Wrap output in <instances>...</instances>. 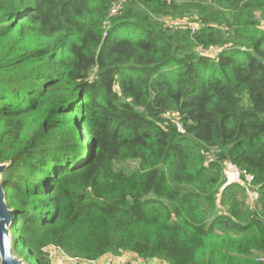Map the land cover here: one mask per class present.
I'll list each match as a JSON object with an SVG mask.
<instances>
[{
    "label": "trees",
    "instance_id": "trees-1",
    "mask_svg": "<svg viewBox=\"0 0 264 264\" xmlns=\"http://www.w3.org/2000/svg\"><path fill=\"white\" fill-rule=\"evenodd\" d=\"M261 22L264 0H0L13 255L264 264Z\"/></svg>",
    "mask_w": 264,
    "mask_h": 264
},
{
    "label": "water",
    "instance_id": "water-1",
    "mask_svg": "<svg viewBox=\"0 0 264 264\" xmlns=\"http://www.w3.org/2000/svg\"><path fill=\"white\" fill-rule=\"evenodd\" d=\"M9 164H0V264H26L13 255L12 236L10 228L13 225V211L6 205V195L3 190V174Z\"/></svg>",
    "mask_w": 264,
    "mask_h": 264
},
{
    "label": "built area",
    "instance_id": "built-area-1",
    "mask_svg": "<svg viewBox=\"0 0 264 264\" xmlns=\"http://www.w3.org/2000/svg\"><path fill=\"white\" fill-rule=\"evenodd\" d=\"M188 25L187 22H183L182 25L180 24H176V21H165V26L168 28H177V27H181V26H185ZM194 25H192V31H194ZM178 131L179 132H183L182 128L180 126H178ZM227 167L229 168V171H231L232 175L236 178L237 182L241 185V186H245L244 181L241 180V177L245 174V172H242L238 169L233 168L231 165L227 164ZM47 253H48V257L51 260V264H68L67 262H70L71 260L74 261H80L83 263H88V264H123V263H118V262H111L109 259L104 260L102 262H99V260L105 258H101L97 261H82L79 259H75V258H71L68 257L67 255H65L60 249L55 248V247H49L46 249ZM150 264H161L158 260L156 259H152L149 261Z\"/></svg>",
    "mask_w": 264,
    "mask_h": 264
},
{
    "label": "rangeland",
    "instance_id": "rangeland-1",
    "mask_svg": "<svg viewBox=\"0 0 264 264\" xmlns=\"http://www.w3.org/2000/svg\"><path fill=\"white\" fill-rule=\"evenodd\" d=\"M171 20H173V18ZM160 21H161V23H163L164 21H170V19L162 18ZM173 21H176V24L178 23L180 25H182V23L185 22L183 20H173ZM261 24L264 26V23L261 22ZM181 27H183V26H181ZM129 167L130 168H134L135 164L134 163H130ZM224 171L226 173V179L228 181H233V180L236 181V178L232 175L231 171H229V168L227 167V165H225ZM248 196H249V199H248L249 201L248 202H250V204H252V201L255 198L254 192L249 190ZM107 259H109L111 262H118V263H123V264H150L149 263L150 260H142L140 258H137L136 255L131 254V253H123L122 255H120L118 257H114V256H111V255H106L105 258L99 260V262H102V261L107 260ZM67 263L68 264H88V263H83V262L74 261V260H71L70 262H67ZM33 264H37L35 259L33 260ZM157 264H159V263H157Z\"/></svg>",
    "mask_w": 264,
    "mask_h": 264
}]
</instances>
